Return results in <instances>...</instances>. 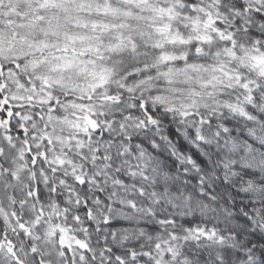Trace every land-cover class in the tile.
<instances>
[{"label": "snow or ice", "instance_id": "6c2138e0", "mask_svg": "<svg viewBox=\"0 0 264 264\" xmlns=\"http://www.w3.org/2000/svg\"><path fill=\"white\" fill-rule=\"evenodd\" d=\"M0 264H264V0H0Z\"/></svg>", "mask_w": 264, "mask_h": 264}]
</instances>
